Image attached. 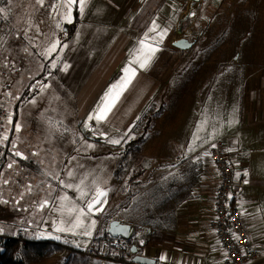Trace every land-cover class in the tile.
<instances>
[{
    "label": "rangeland",
    "instance_id": "374dc122",
    "mask_svg": "<svg viewBox=\"0 0 264 264\" xmlns=\"http://www.w3.org/2000/svg\"><path fill=\"white\" fill-rule=\"evenodd\" d=\"M54 3L55 0H45L43 7L37 5L35 0H7L0 3V8L5 9L0 19L7 25L0 37V88L5 85L10 88V100L6 104L9 120L4 141L17 111L15 131L9 145L13 153L8 156L0 174V228L8 233L23 230L21 240L13 239L21 241V246L26 239H47L81 250L111 221H119L130 225L136 223L140 228L131 237L138 238L142 245L152 244V241L161 239L159 228L163 224H176L181 214L173 212L174 206L168 201L157 205L164 197L162 190L166 185L162 181V166L158 165L155 157L148 155L152 154L155 146L147 142L144 150L136 151L139 155L152 158L153 165L150 168L134 167L128 173L130 168L123 162V156L119 161V147L111 143L112 140L119 141L121 137L114 131H108L110 137L105 143L93 139L87 132H82L83 126L89 123L94 133L98 134L103 121L89 120V116L93 115L91 111L84 117L78 114L80 88L110 45L112 36L117 34V24L88 26V31L82 25L78 35L68 42L67 38L64 40L62 29L59 31L55 26L59 22L52 21V17L56 16L57 4ZM185 7L186 11L190 9L192 13L180 21L182 27L177 34L191 42L196 38L197 47L173 49L163 53L157 61L184 64L177 72H183L181 77L188 80L184 87L189 89L178 96L181 81L175 83L177 103L171 107V112L178 116L180 112L201 113L200 122L194 129L196 143L186 146L194 151L195 144L196 151L202 147L200 152L205 154L211 145L209 142L224 130L226 122L221 117H210L209 113L213 111L209 102L193 96L192 65L195 61L201 64L211 61L214 77L239 83L232 82L226 87L228 95L225 101L219 100V110L214 102L215 112H222L224 104V112L252 109L257 104L253 99L264 97L262 91L248 93L241 88L245 89L247 82L264 79V0H202L196 14L191 3ZM76 11L77 6L74 5L69 36L73 35L79 21ZM74 15L76 19H73ZM130 22L129 19L123 20L121 28L131 32ZM85 32L89 35L84 36ZM56 33L62 34L61 37ZM41 38L44 41L52 40L55 49L41 54V45L37 44ZM52 46L49 48L52 49ZM56 60H62L58 72ZM189 92L192 95L190 98ZM19 97H22L21 101H18ZM187 99L196 101L188 105ZM148 113L143 115L135 128L146 123ZM179 118L174 126L184 127L183 121L187 115L182 114ZM234 128L238 130V125ZM244 130L245 134L253 132L249 126ZM36 154L38 156L35 157ZM37 163L46 170L35 173L32 170L34 166L38 170L40 168ZM135 170L144 172L138 179L142 185L138 187V195L128 200V195L134 193L129 180ZM47 178L52 181H47ZM170 181L174 183V188L176 179ZM114 189L117 191L114 192ZM98 191L106 192V196L101 198L102 204L95 206L102 210L96 211L94 208L89 211L88 204ZM152 191L158 192L161 199L154 197ZM141 197L139 201L145 203L138 205ZM173 197L177 199L174 200L175 204L183 199V195ZM148 198L154 204L149 205ZM148 231L159 237L154 236L149 240L151 234L148 235ZM62 255V258L66 257L65 253ZM59 260L47 261L45 257L39 264H63L62 259Z\"/></svg>",
    "mask_w": 264,
    "mask_h": 264
},
{
    "label": "crops",
    "instance_id": "0c3cea01",
    "mask_svg": "<svg viewBox=\"0 0 264 264\" xmlns=\"http://www.w3.org/2000/svg\"><path fill=\"white\" fill-rule=\"evenodd\" d=\"M62 3L63 0H55L54 4H57L56 16L52 17V21L59 22L55 26L59 31L62 29L65 39L62 37L64 40L67 38L68 42L78 35L82 25L87 27L85 31H88V26L93 28L99 24L106 26L113 23L117 24L118 29L117 34L112 36L111 43L103 56L80 88V93L77 96L80 116L84 117L90 111L95 115L103 102L105 93L112 85L120 82L122 78L132 76V72L125 73V69L135 71L131 83L123 90L107 118L102 120L103 123L99 127L98 134L94 133L95 130L89 123L83 126L82 132H87L93 139L105 143L110 137L107 132L114 131L117 136L121 137L120 142L116 143L120 149L119 161L121 156L127 153H123L126 144L137 142V147L141 151L146 148L144 146L147 142L152 143L155 148L152 150V154L148 153V155L155 157L158 165L162 166L160 169L161 175H163L162 181L166 185V188L162 190L164 197L170 195L180 198L183 195V199L178 200L173 208V212L181 213L176 224H163L161 239L152 241V244H141L143 248L139 254L154 259L155 264H222L224 253L210 225L214 182L209 179L208 154L211 146L217 140H222L232 153L233 205L241 212L242 221L253 248L264 250V97L253 99L257 104L246 112H224L226 104H224L222 112H215L214 102L219 110V100L225 101V97L228 95L226 87L232 82L239 83L231 79L219 80L214 77L211 61L204 64L195 61L192 65L193 96H199L208 101L213 111L209 113V116L221 117L226 122V126L214 139H211L208 153L201 154L202 147H198V151H196L195 144H193L194 151H191V147L186 145L196 143L194 129L200 122L201 113L180 112L179 116L185 114L187 119L183 121L184 127H178L174 125L181 118L175 112H171V107L177 103L175 83L179 84L181 81L177 89L178 96L182 91L185 93L189 89L184 87L188 80L181 77L183 72H177L178 69L184 67V64H178L176 61L162 63L157 61L165 52H171L173 49L180 50L173 47L172 43L177 39H187L177 34L182 27L180 21L192 13L189 11L190 9L186 11L187 7L185 6L191 3L196 14L201 8L202 0H87L83 11L75 12L76 15H79V21L73 35L70 36L69 22L65 18L67 8L61 7ZM73 19H76L75 15ZM126 19L131 20V32L129 29L121 28V22ZM56 34L58 37L62 35ZM83 35L87 36L89 33L85 32ZM95 39L97 38L95 37ZM187 40L189 41V39ZM197 42L195 38L192 46L197 47ZM37 44L41 45L39 51L43 54L50 52L49 47L53 45V41H44L41 38ZM150 48H156L157 51L146 67L141 68L139 63L133 62L137 60L142 62ZM56 61H58L56 72H58L62 60ZM160 69L162 71H159ZM259 80L262 81L256 84ZM259 80L255 83L247 82L245 89L241 88V90H246L248 93L262 91L264 96V79ZM115 91H119V89ZM190 97L192 95L189 92ZM195 101V99H187L186 103L190 105ZM147 113L146 123L135 128V125L140 123L143 115L145 116ZM236 125H238V130L234 128ZM246 126H249L253 132L245 134ZM98 137L99 139H97ZM9 152L11 154L13 150L9 148ZM36 156L38 155L36 154ZM37 164L40 168L38 170L34 166L35 168L32 170L35 173L46 170V167L43 169L40 163ZM173 179H176L175 187L170 189L173 184L170 185L169 182H172L170 180ZM47 181H52V179L47 178ZM40 187L42 188V185ZM116 191L117 189H114V192ZM136 233L138 231L132 234ZM153 233L148 231V235L151 234L148 236L149 240L158 236ZM93 238L81 250L65 247L69 248V252L83 253L90 246ZM62 257L63 255H51L46 259L59 262V259H62L64 264L66 257ZM131 258H127V260L130 261Z\"/></svg>",
    "mask_w": 264,
    "mask_h": 264
},
{
    "label": "built area",
    "instance_id": "2783aa9c",
    "mask_svg": "<svg viewBox=\"0 0 264 264\" xmlns=\"http://www.w3.org/2000/svg\"><path fill=\"white\" fill-rule=\"evenodd\" d=\"M6 27V23L0 19V37H2ZM9 100L10 88L5 85L0 88V173L7 163V157L1 152L4 146V138L7 135L9 112H7L6 104ZM208 158L210 162L209 179L214 182L212 185L213 205L210 225L224 253L222 264H264V250L253 248L243 224L241 212L232 202L234 168L231 150L226 147L222 140H217L211 146ZM123 162L129 165V173L134 167L150 168L154 161L150 157L132 151L124 154ZM22 236L23 230L21 229H16L14 233H8L0 228V244L17 238L21 240ZM237 236L239 239L236 238ZM125 253L126 249L123 244L119 241H113L102 242L96 247L90 245L83 252V256L98 259L101 263L115 257L117 258L114 261L116 264H133L124 258Z\"/></svg>",
    "mask_w": 264,
    "mask_h": 264
},
{
    "label": "trees",
    "instance_id": "16d2710c",
    "mask_svg": "<svg viewBox=\"0 0 264 264\" xmlns=\"http://www.w3.org/2000/svg\"><path fill=\"white\" fill-rule=\"evenodd\" d=\"M4 1L7 0H0V3L2 4ZM2 20V19H1ZM22 97H19L18 101H21ZM17 111L14 112L13 121L12 124L9 126L8 131V137L6 141L4 142L2 154L8 158L10 155L9 152V145L13 139V134L15 131V122H16V115ZM137 151L139 152L140 149L137 147V142L128 143L124 146V152L128 151ZM116 171H119V166L116 169ZM144 172L142 170H135L129 180L133 188H130L131 191L134 193L131 195H128L127 199H131L133 197H136L139 193L138 187L142 185L139 182V177L142 176ZM152 174V173H151ZM118 175V173H117ZM174 184V183H173ZM170 185H172L170 183ZM155 188V187H154ZM172 187H170L171 189ZM129 189V190H130ZM152 194H154V197L158 196L159 199L160 195L158 192L152 191ZM142 200V197L138 199L137 204L141 205L145 203V201H139ZM175 197H171L170 195H165L161 200L158 201L157 205H160L161 203L168 201L171 204L175 206L174 203ZM149 205L154 204L153 200H149ZM139 223V222H138ZM141 224V223H140ZM133 228V233L137 232L140 227L138 225L132 224L130 225ZM159 226H157L158 228ZM162 230V228H159ZM152 231V230H151ZM138 238L131 237L128 240L124 239H113L107 234V228L104 229L99 235H95L92 241V246H98L102 242H113V241H119L123 244V246L126 249V253L124 258H131V255L129 253V248L134 246V248L137 249V251H142V245L137 240ZM124 241V243H123ZM63 253L66 254V258L64 260V264H101V261L98 259H92L83 256V253H80L78 251H70L69 248H66L65 246L51 241V240H44V239H26L25 243L21 246V241L19 240H11V241H5L3 244H0V264H39L45 257L51 256V255H62ZM117 258H109L105 263L106 264H114V261Z\"/></svg>",
    "mask_w": 264,
    "mask_h": 264
},
{
    "label": "snow or ice",
    "instance_id": "6c2138e0",
    "mask_svg": "<svg viewBox=\"0 0 264 264\" xmlns=\"http://www.w3.org/2000/svg\"><path fill=\"white\" fill-rule=\"evenodd\" d=\"M8 2H11V0H8ZM35 3L37 5H39L40 7H43L45 4V0H35ZM87 4V0H63V3L60 5L61 7H66L67 8V14H66V19L69 23L72 22V8L73 6H77V10L82 12L83 8L86 6ZM5 13V9L4 8H0V14ZM5 18H7L5 16ZM154 30V29H152ZM162 35V34H161ZM142 44L144 43L143 41L141 42ZM56 45L52 46V49H50L49 51L55 49ZM155 51H157L156 48H150L148 54L144 57L143 61H133L134 63H139V67L144 68L147 66V64L149 63V61L152 59V56L155 54ZM65 68H67V66H65ZM129 71L132 72V76H129L127 78H122L120 82H118L115 85H112V87L108 90V92L105 93V96L103 98V102L102 104L98 107L97 112L95 113V115H90L89 116V120L91 119H95L97 120V122L105 120L107 118L108 113L111 112L112 108L115 106V104L117 103V101L119 100L120 95L122 94L123 90L127 88V86L131 83V79L134 77L135 75V71L132 69H125V73H128ZM116 89H119V91H115ZM114 93V95H113ZM120 141L118 140H112L111 143H119ZM89 147H91V145H89ZM16 155H20V153H16ZM9 167H11V165H9ZM69 175H71V173H69ZM239 175V174H238ZM247 182V181H245ZM106 196V192L103 191H98L97 196L94 198V200L92 202H90L88 204V209L89 211H92L95 206L97 204H102V200L101 198ZM46 203V202H45ZM44 205H41V207H43ZM96 211H100L102 209L100 208H95ZM58 231H63V229H58ZM237 239H239V237H236ZM58 239V237H57Z\"/></svg>",
    "mask_w": 264,
    "mask_h": 264
},
{
    "label": "water",
    "instance_id": "95a60500",
    "mask_svg": "<svg viewBox=\"0 0 264 264\" xmlns=\"http://www.w3.org/2000/svg\"><path fill=\"white\" fill-rule=\"evenodd\" d=\"M198 1V0H195ZM193 42L188 41L187 39H177L172 45L173 47L186 50L192 47ZM133 232V228L129 224H123L119 221H111L107 227V234L113 239H124L128 240L131 238V234ZM129 253L132 256L131 262L133 264H155L156 261L154 259L148 258L144 255L139 254L134 246L129 248Z\"/></svg>",
    "mask_w": 264,
    "mask_h": 264
}]
</instances>
